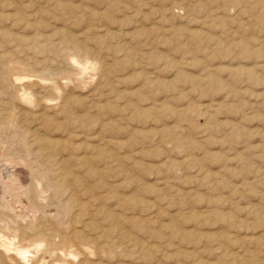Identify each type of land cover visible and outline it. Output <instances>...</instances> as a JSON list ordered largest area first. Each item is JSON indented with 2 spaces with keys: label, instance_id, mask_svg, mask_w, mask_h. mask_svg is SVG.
Returning a JSON list of instances; mask_svg holds the SVG:
<instances>
[{
  "label": "rangeland",
  "instance_id": "obj_1",
  "mask_svg": "<svg viewBox=\"0 0 264 264\" xmlns=\"http://www.w3.org/2000/svg\"><path fill=\"white\" fill-rule=\"evenodd\" d=\"M0 238L264 264V0H0Z\"/></svg>",
  "mask_w": 264,
  "mask_h": 264
},
{
  "label": "bare ground",
  "instance_id": "obj_2",
  "mask_svg": "<svg viewBox=\"0 0 264 264\" xmlns=\"http://www.w3.org/2000/svg\"><path fill=\"white\" fill-rule=\"evenodd\" d=\"M1 240L3 241V239H1ZM0 243H1L0 246L3 248V250H4L6 255L8 253H10V254L14 253V255H16L20 260L26 261V259L28 257V254L30 253L27 248L24 249V248H22L20 246H15V244L13 242H8V241L7 242L3 241V242H0ZM68 257H69V255H68ZM18 262H19V260H18Z\"/></svg>",
  "mask_w": 264,
  "mask_h": 264
}]
</instances>
